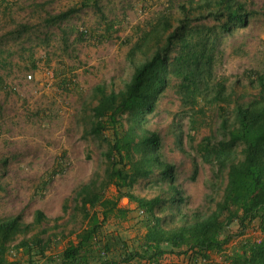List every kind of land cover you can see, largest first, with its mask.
<instances>
[{
	"label": "trees",
	"instance_id": "1",
	"mask_svg": "<svg viewBox=\"0 0 264 264\" xmlns=\"http://www.w3.org/2000/svg\"><path fill=\"white\" fill-rule=\"evenodd\" d=\"M170 2L125 40L132 71L122 87L108 91L104 84L95 85L83 104V135L104 148L102 170L74 192L80 228L69 232L59 250V235L41 236L58 229L60 218L30 238L25 236L32 227L49 221L41 210L34 212L32 224L20 216L0 219V264H163L169 254L181 258L178 264H264V236L228 247L233 226L241 236L249 228L264 231V67L247 71L244 83L216 74L223 36L247 26L253 13L239 0H186L175 8ZM91 3L100 9L98 0ZM74 11L49 15L45 22L57 24ZM170 85L188 114V142L217 121L216 133L210 131L195 147L222 182L220 198L207 212L186 209L174 166L161 158V138L146 127L147 116ZM183 144L177 132L175 146L181 152ZM155 172L168 183L165 199L131 192ZM124 197L140 218L127 240L120 230L126 229L132 211L120 204ZM164 208L168 222L157 212ZM63 210L67 213L66 204ZM19 235L23 238L13 244Z\"/></svg>",
	"mask_w": 264,
	"mask_h": 264
},
{
	"label": "rangeland",
	"instance_id": "2",
	"mask_svg": "<svg viewBox=\"0 0 264 264\" xmlns=\"http://www.w3.org/2000/svg\"><path fill=\"white\" fill-rule=\"evenodd\" d=\"M3 1L0 219L20 216L24 223L32 224L34 212L41 210L49 221L32 227L25 236L30 238L40 228L51 227L53 219L60 218L58 229L41 236L59 235L60 250L69 232L80 228V214L73 211L74 192L103 168L104 147L83 135L89 93L98 84H104L108 91L122 87L132 71L125 59L129 46L125 40L132 37L138 24L161 11L167 0H98L99 10L93 8L92 0ZM169 1L175 8L186 0ZM239 1L253 14L247 26L223 36L216 74L228 77L230 82L239 79L244 83L247 71L264 67V0ZM71 8L75 11L67 19L57 24L45 22L47 16ZM80 32L85 36L79 37ZM171 85L158 99L155 111L147 116L146 127L161 138V158L174 166L175 184L183 191L186 209L207 212L214 207L212 200L220 198L222 182L213 177L211 167L201 161L195 147L210 131L216 133L217 121L211 120L212 130L200 128L194 141L188 142V114ZM177 132L183 135L184 152L175 146ZM193 162L197 167L195 176ZM167 184L155 172L139 180L131 192L145 198L160 195L165 199ZM108 192L112 193V188ZM65 204L67 213L63 210ZM120 204L130 206L132 211L126 229L120 230L126 238L133 235L132 229L140 218L133 212L135 204L127 198H122ZM168 211H157L166 217V222ZM231 231L234 236L228 244L230 249L246 239L260 237L258 230L252 228L242 236L236 234L234 226ZM22 238L17 236L13 244ZM168 256L174 257L166 258L168 264L181 261L176 255Z\"/></svg>",
	"mask_w": 264,
	"mask_h": 264
},
{
	"label": "crops",
	"instance_id": "3",
	"mask_svg": "<svg viewBox=\"0 0 264 264\" xmlns=\"http://www.w3.org/2000/svg\"><path fill=\"white\" fill-rule=\"evenodd\" d=\"M128 208H130V206H129ZM121 236H122V235H121ZM131 237H132V236H130V235H128V237H126V238H124V237L122 236V238H123V239H126V240L129 239V238H131ZM166 258H167V259H169V258H170V259H173L174 257H173V256H170V257H169L168 255H165V256L163 257V260H162V263H163V264H168V263H167L168 260H167ZM180 260H181V259H180ZM164 262H165V263H164ZM180 262H181V261H180Z\"/></svg>",
	"mask_w": 264,
	"mask_h": 264
},
{
	"label": "built area",
	"instance_id": "4",
	"mask_svg": "<svg viewBox=\"0 0 264 264\" xmlns=\"http://www.w3.org/2000/svg\"><path fill=\"white\" fill-rule=\"evenodd\" d=\"M258 232L260 234V237H257V238L254 239L256 242H258L264 236V231L261 232V231L258 230Z\"/></svg>",
	"mask_w": 264,
	"mask_h": 264
}]
</instances>
